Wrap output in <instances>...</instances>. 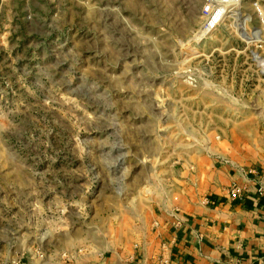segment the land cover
<instances>
[{"label":"rangeland","instance_id":"1","mask_svg":"<svg viewBox=\"0 0 264 264\" xmlns=\"http://www.w3.org/2000/svg\"><path fill=\"white\" fill-rule=\"evenodd\" d=\"M207 4L0 0V264L110 248L184 165L261 156L264 0Z\"/></svg>","mask_w":264,"mask_h":264},{"label":"crops","instance_id":"2","mask_svg":"<svg viewBox=\"0 0 264 264\" xmlns=\"http://www.w3.org/2000/svg\"><path fill=\"white\" fill-rule=\"evenodd\" d=\"M212 150L137 206L110 248L81 250L73 260L64 253L52 264H161L162 244L167 264H264V148L254 163L227 146Z\"/></svg>","mask_w":264,"mask_h":264},{"label":"built area","instance_id":"3","mask_svg":"<svg viewBox=\"0 0 264 264\" xmlns=\"http://www.w3.org/2000/svg\"><path fill=\"white\" fill-rule=\"evenodd\" d=\"M208 4L205 7V11L207 14V21L209 18L212 16V14L215 11H218L219 8H226V4L231 3L233 1H239V0H207ZM225 3V4H224ZM257 12L262 20L264 22V15L262 16V10L259 6H256ZM206 21V22H207ZM216 26V25H215ZM214 26V27H215ZM213 27V28H214ZM230 194L233 196H237L240 193V188L236 185H232L229 188ZM161 252L158 254V260L161 264H167L169 261V256H168V246L166 244L161 245ZM81 251V250H80ZM68 259H74L75 255H70V254H65Z\"/></svg>","mask_w":264,"mask_h":264},{"label":"bare ground","instance_id":"4","mask_svg":"<svg viewBox=\"0 0 264 264\" xmlns=\"http://www.w3.org/2000/svg\"><path fill=\"white\" fill-rule=\"evenodd\" d=\"M229 9L219 8L218 11H215L205 24L206 28H208V30H211L215 25H217L221 20L226 17L227 13L229 12ZM211 22L212 26L210 25Z\"/></svg>","mask_w":264,"mask_h":264}]
</instances>
